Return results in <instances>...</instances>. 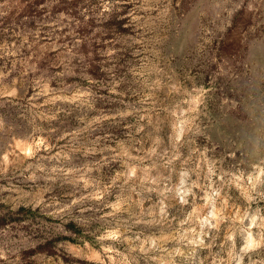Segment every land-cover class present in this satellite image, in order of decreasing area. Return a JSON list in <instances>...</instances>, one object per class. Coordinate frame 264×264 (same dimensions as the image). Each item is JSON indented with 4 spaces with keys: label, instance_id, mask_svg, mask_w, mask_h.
I'll return each instance as SVG.
<instances>
[{
    "label": "rangeland",
    "instance_id": "1",
    "mask_svg": "<svg viewBox=\"0 0 264 264\" xmlns=\"http://www.w3.org/2000/svg\"><path fill=\"white\" fill-rule=\"evenodd\" d=\"M0 264H264V0H0Z\"/></svg>",
    "mask_w": 264,
    "mask_h": 264
}]
</instances>
